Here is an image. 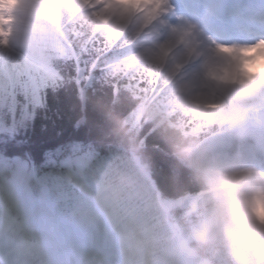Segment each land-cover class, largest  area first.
Wrapping results in <instances>:
<instances>
[{
  "label": "snow or ice",
  "instance_id": "obj_1",
  "mask_svg": "<svg viewBox=\"0 0 264 264\" xmlns=\"http://www.w3.org/2000/svg\"><path fill=\"white\" fill-rule=\"evenodd\" d=\"M8 35L9 30L0 26V37ZM101 44L70 27L67 37L48 50L46 64L19 51H0V212L28 220L62 216L69 200L63 183L66 171L74 161L98 153L89 136L78 135L85 129L76 125V113H86V105L79 103L84 93H95L116 73L121 74L120 79H111L108 86L117 93L121 87L158 91V77L147 66L141 70L128 64H101ZM7 47L8 41L0 39V48ZM62 100L74 114L72 134L65 137L63 129L57 130V141L37 158L32 150L36 121L47 120L52 104ZM41 130L46 132L48 125L42 124Z\"/></svg>",
  "mask_w": 264,
  "mask_h": 264
},
{
  "label": "trees",
  "instance_id": "obj_2",
  "mask_svg": "<svg viewBox=\"0 0 264 264\" xmlns=\"http://www.w3.org/2000/svg\"><path fill=\"white\" fill-rule=\"evenodd\" d=\"M136 4L137 0H134L133 6ZM109 15L108 13L105 19L97 16L94 21L87 18L71 23L72 28L84 36L102 42L98 45L102 48L99 54L100 61L104 59L116 33L114 27L110 31H105ZM66 16L68 22L73 19L74 13L69 12ZM116 17L117 24L121 27L125 17L123 14ZM75 43L80 45L81 40L76 38ZM105 45L107 50H103ZM120 76V73H116L111 79H120ZM111 79L95 93L87 92L85 102L79 97V103L86 105V113L84 110L76 113V125L85 128L81 129L78 135L89 136L98 150L112 147L108 150L112 152L110 171L115 175L119 185L126 186L123 187L126 190L125 195H133L134 198L144 196L139 188L140 182L135 179L137 171L132 159L136 155L150 169L157 187L165 197L176 199L186 196L199 207L201 216L204 215L207 212V205L200 193L206 189L205 184L179 158L174 147V138L189 137L197 141L199 136L217 132L218 130L209 131L205 127H198L199 123L208 120L207 115L210 113L199 116L198 112L189 110L182 112L180 108L171 106L158 84V91L155 94L151 91L144 93L124 87L117 93L108 86ZM57 108L59 115H56ZM73 119L74 114L68 102L62 100L59 104H52V111L49 112L47 120L36 121V130L32 135V150L37 158L45 147L57 141V130L63 129L65 137L72 134ZM42 124L48 125L46 132L41 130ZM222 142L220 141L214 148L211 147V152L215 154L217 146H221Z\"/></svg>",
  "mask_w": 264,
  "mask_h": 264
},
{
  "label": "rangeland",
  "instance_id": "obj_3",
  "mask_svg": "<svg viewBox=\"0 0 264 264\" xmlns=\"http://www.w3.org/2000/svg\"><path fill=\"white\" fill-rule=\"evenodd\" d=\"M1 1L4 11H2L3 19L0 26L9 30V35L7 37H0V39H6L8 41V48H0V51H3L4 53H7L9 50L19 51L24 53L30 59L35 60L41 64L47 63V52L51 46H48L49 43H47L46 40L49 39V37L56 36L54 27L51 30H48L47 25L48 23L55 25V16H53L52 14L45 16L43 14L41 6L44 4L42 0H19L18 3H9L7 0ZM115 1L117 3L120 2V0ZM141 3L145 4L150 8V10L154 11L155 5H160V0H141ZM164 3L166 4V0H164ZM68 4L69 0H67V5ZM9 5L10 7H6ZM67 5H65L64 7L65 10L68 9ZM16 6H18L19 8L18 10H16ZM93 12L94 11L89 10V13ZM18 13L25 18L23 24L20 23V21L16 18V14ZM5 17H10V19L5 20ZM182 28H186V26H183ZM190 28L191 27H189L188 30ZM26 31H28V33H25ZM10 40H13L14 44H12ZM18 40L22 42V44L16 43ZM165 47L166 46L162 44L159 49L163 50L165 49ZM256 47L257 49H260L261 47H264V45H259ZM225 49L231 55L225 56ZM202 51L204 52L201 53ZM187 53V56L193 53L191 57H197L199 55L205 54L207 55L205 57V62L209 61L210 57L215 60L218 54L222 60L221 66L219 67L220 86L218 92V94H220L221 96L214 95L212 91L208 92L205 86L201 88L197 94H190V96L188 97L190 104L196 105L195 107H202L203 111H215L212 122L218 123L225 117L227 107H229V105H227L225 101H229V109L231 107H234L237 110H245L248 113V122H252V125L258 131L257 127H259L261 123L264 124V74H261L260 78V75L249 76L248 74L244 73L241 68L242 60L240 59V61L237 62L240 67L237 66V63H235L237 56L236 53L239 52L233 47L218 46L216 49L213 48V51L210 52V49L208 47L200 49V47L195 46L191 47L189 52ZM130 56L131 52H122L123 60H128ZM191 57H188L187 64L190 63L189 59ZM119 61H121V59L117 54H112L110 56L109 62L112 63L113 66L117 63H120ZM206 71L207 69L206 67H204L203 63L201 65V69L193 75L195 81L198 83L201 82L202 84L203 78L206 76ZM200 77H202V80ZM242 89H244L243 91H246L248 96L244 99L245 103L243 104V106L238 107L232 103V98L234 94L236 95L238 90ZM243 129L246 131L248 130V128L246 129V127ZM257 134L258 139L261 140V133L258 131ZM227 159H225L226 161H223L225 169H236L234 160L232 159L231 161H228ZM249 173V171L243 173H239L238 171L236 172L235 179L239 181V184H241L242 182L246 181ZM63 183L65 184L66 190L69 193V200L67 205L71 206L69 216H71L72 219L65 220L64 218L59 217L42 219L41 221H39V219H36V222L40 227L44 229V233L47 235V237H51L46 241L49 245L53 246L54 248H58L61 251H63V248H65L67 251L66 253L69 255V257L74 258L75 256H78L76 255L75 250L81 247V241L78 237V227L81 226V222L86 224L84 225V227L91 232V235L98 237L97 228L99 220L93 214L88 215V211L93 210L92 207H94L95 202L90 200H86L85 202L81 201L79 197L75 196V190H71V192L68 190L70 183ZM109 184L111 185L107 186V192L112 198V201H114L117 197H119V193L112 186L113 183ZM120 200H118L117 202L122 201ZM124 207L127 209L126 212L131 216L132 220L134 219V221H136L137 218H140L142 220L143 216L141 212L137 210V208H133L132 206H127L125 204L122 206L120 205V207L119 204L115 205V208L118 209H123ZM95 209L98 208L95 207ZM134 210H137L136 213H134ZM76 214H78L80 218H77L75 216ZM85 215H87V217H85ZM147 222L148 221H144L141 223V225L143 224V226L149 227V224H147ZM16 223L20 224V222H18L15 218L7 219V221L2 218L0 229L5 230L4 227L8 228ZM147 230L149 229L147 228ZM144 231L146 232V230ZM149 233L151 232L149 231ZM54 234L59 235L61 241L53 237ZM146 238L147 240H145V243L147 242L148 247H145L142 243H133L138 250L137 254L134 256L135 260L143 259L141 253L143 251V248L146 250V252L144 253V257L150 263L158 261V258H161L160 256H162L163 260H166L170 256L168 254L161 255L159 251H156L155 245H153V243L148 239V235H146ZM28 243L29 241L23 242V244ZM36 243L37 240L30 241L31 246L37 245ZM152 247L154 248L152 249ZM170 251L171 249L168 250V253Z\"/></svg>",
  "mask_w": 264,
  "mask_h": 264
},
{
  "label": "clouds",
  "instance_id": "obj_4",
  "mask_svg": "<svg viewBox=\"0 0 264 264\" xmlns=\"http://www.w3.org/2000/svg\"><path fill=\"white\" fill-rule=\"evenodd\" d=\"M224 55L231 54L225 49ZM236 55L242 60L244 73L264 74V47ZM232 103L240 107L245 101L234 94ZM245 146L246 138L242 135L237 142V154ZM174 147L206 188L207 212L196 233L197 264H257L258 242L264 239V203L242 193L239 181L230 178L239 170H226L208 147L195 139L179 136L174 138Z\"/></svg>",
  "mask_w": 264,
  "mask_h": 264
},
{
  "label": "bare ground",
  "instance_id": "obj_5",
  "mask_svg": "<svg viewBox=\"0 0 264 264\" xmlns=\"http://www.w3.org/2000/svg\"><path fill=\"white\" fill-rule=\"evenodd\" d=\"M9 3H18L19 0H7ZM251 2H254L256 4L257 7H259L262 3H264V0H251ZM65 3H66V0H60L59 4H63V6H65ZM211 4L213 5V7L217 10L219 8V3L216 2V1H212L211 0ZM18 8V7H16ZM17 19H19L22 23H24L25 21V18L23 16H21V14H17ZM1 19L2 18V11H1V0H0V23H1ZM25 33H28V31H26ZM10 42L12 44H14V41L13 40H10ZM18 44H22V42H20L19 40L16 42ZM10 44V43H9ZM8 48V47H7ZM5 48V49H7ZM46 64V63H45ZM238 67H240L239 64H237ZM235 175V173H233ZM251 176L254 178L255 180V184H254V190L250 191L251 193H244V194H247L249 196H252L254 198H258L262 203H264V182L262 183V181L258 178V176L256 175V173H252ZM235 179V178H234ZM253 188V187H251ZM17 234V233H16ZM123 238V237H121ZM107 239L106 241L103 242V244H106L107 243ZM44 243L46 244V242H43V244H41L39 246V248H41L42 250H39L40 253L43 255V259L44 261L46 262L45 264H52V261L54 260V264H62L60 262V260L57 258V256L53 253V252H50V247L48 248V251L45 250L44 248H46V246H43ZM109 247H111L110 245H107L105 246L104 248L108 249ZM133 252V249L132 248H129L128 249V255L126 254V259L130 258L129 255ZM26 264H29V262H27ZM33 264H37V263H33Z\"/></svg>",
  "mask_w": 264,
  "mask_h": 264
}]
</instances>
